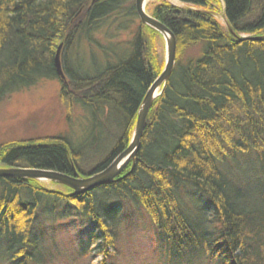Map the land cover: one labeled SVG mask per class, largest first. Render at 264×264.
<instances>
[{"label":"trees","instance_id":"trees-1","mask_svg":"<svg viewBox=\"0 0 264 264\" xmlns=\"http://www.w3.org/2000/svg\"><path fill=\"white\" fill-rule=\"evenodd\" d=\"M180 1L187 7L166 1L151 7V15L176 36L177 60L152 105L135 161L113 183L81 195L69 187L53 191L37 180L0 177V264H56L60 250L49 229L77 217L87 219V234L75 257L85 258L84 264H110L120 223L107 226L104 220L130 203L147 212L171 260L264 264V0ZM220 12L227 29L216 18ZM106 23L117 28L113 35L104 33L107 42L136 29L127 45L117 43L129 46L128 56L114 55L96 41ZM162 38L142 24L135 0H0V102L59 80L62 99L91 112L95 124L79 145L68 136L0 145V164L70 176L78 170L85 177L107 168L129 147L143 100L164 69ZM85 42L99 52L92 49L83 63ZM60 45L68 82L56 67ZM195 48L199 56L186 59ZM100 52L118 61L99 67ZM111 121L117 141L86 173L82 156L109 149ZM250 153L259 157L262 170H250L255 178L245 183L232 179L230 166ZM190 184L201 197L191 199L201 208V223L188 210L191 204L178 200ZM98 256L102 261L96 262Z\"/></svg>","mask_w":264,"mask_h":264},{"label":"rangeland","instance_id":"rangeland-1","mask_svg":"<svg viewBox=\"0 0 264 264\" xmlns=\"http://www.w3.org/2000/svg\"><path fill=\"white\" fill-rule=\"evenodd\" d=\"M162 1L169 2L178 7H187L180 0H150L147 4V11L150 13L152 5ZM216 18L227 29V21L223 17V12L217 14ZM105 25L101 33L95 37L96 41H99L101 44L103 43V47L105 44L106 48L108 50L111 49L110 51L114 55H121L122 57L128 56L129 50L127 47L129 46L124 48L123 46L117 45V43L123 42L124 45H127L135 37L136 29H130L127 33H123L121 38H113L107 42L106 39H103L104 33L108 32L113 35V32L117 28L111 23H106ZM242 36L244 37L245 34ZM107 37L109 35L105 36V38ZM90 45L88 42L82 45L81 53L85 57L82 61L83 63L87 61V56L91 54V50L97 48L96 45L95 47L94 45L90 47ZM98 49H95L96 53L99 52ZM158 50L161 58L165 60L167 57V41L164 38L158 40ZM199 53V48L191 49L187 52L185 58L197 57ZM103 56L101 52L98 54L97 63L100 65L99 67H105L107 64H114L118 61L116 56L115 59L110 61L106 60V58L104 59ZM63 57V51H61V61H63ZM65 82H68V80ZM61 90V81L47 80L26 90L13 93L1 101L0 145L9 146L29 140H39L40 142L46 143L48 139L66 138V136L72 139L75 145L83 143V140L91 134L95 126L93 116L91 112L82 108L80 105H72L65 102L62 99ZM116 125L114 121H111L108 125L110 128L108 126L106 128L109 134V140H105V143H108L109 146L108 150H101L98 154L91 152L82 156L83 161L80 162V167L86 173H89L103 159H106L111 152V148L113 149L117 141L118 129ZM235 166H230L231 171L229 173L231 178L244 183L248 182L250 177L255 178V175H251L250 170H256L258 172L262 170L260 159L254 153L239 155ZM0 169H6V167L0 164ZM75 172L84 176L78 170ZM43 183L49 190L64 192L66 189L61 186H53L50 182ZM183 189L180 193L182 192L184 194V196L182 195L184 205H187V201L191 199L201 201L200 195L192 185H187ZM200 209V207L196 208L192 204L188 208L190 213L195 216H197ZM122 210L120 216L123 217V220L119 221V248L117 250V256L110 258V264H190L189 262L193 264H207L206 262L200 263L198 258L195 257L196 259H193L190 256L186 259L174 258L171 260L166 246L161 242L158 232L153 227L147 212L137 203L124 204ZM207 218L211 219L214 223L215 219L211 212H208ZM86 223L87 221L85 219L77 217L76 220L71 222L66 221L64 224L58 223L57 231L52 232L49 229L51 242L56 243L54 244L57 247L56 249L60 250V256L57 257L56 264H84L87 262L85 258L77 259L73 252L77 247L79 239L87 234ZM102 259L103 256H98L96 262H100Z\"/></svg>","mask_w":264,"mask_h":264},{"label":"water","instance_id":"water-1","mask_svg":"<svg viewBox=\"0 0 264 264\" xmlns=\"http://www.w3.org/2000/svg\"><path fill=\"white\" fill-rule=\"evenodd\" d=\"M135 7L142 24L149 26L150 28L159 32L167 41V57L165 59V65L161 75L151 85L143 100L142 106L139 109L136 127L129 147L123 153L118 155L107 168L101 172L91 174L88 177L81 176L76 172L73 176H66L59 172L48 170L6 168L0 169L1 178L53 181L73 189L76 195H81L93 189L113 183L116 178H118L123 173L127 166L132 161H135L142 145V138L147 126V120L152 105L154 101L162 94L163 89L175 70L177 60V39L174 33L147 11L146 0H135ZM167 34L171 37L170 41L167 38ZM62 48L63 45H60L57 51L55 62L58 75L63 81H66V76L64 74L61 61Z\"/></svg>","mask_w":264,"mask_h":264},{"label":"bare ground","instance_id":"bare-ground-1","mask_svg":"<svg viewBox=\"0 0 264 264\" xmlns=\"http://www.w3.org/2000/svg\"><path fill=\"white\" fill-rule=\"evenodd\" d=\"M150 0H146V4H148V2H149ZM167 38L169 39V41L171 40V37H170V35H168L167 34ZM11 169V168H10ZM40 170H43V169H40ZM48 171H55V172H59V173H61V174H63V175H66V176H68V174H65V173H62V172H60V171H56V170H48ZM76 171V170H75ZM75 173V172H74ZM70 176V175H69ZM73 176V175H72ZM17 179H19V178H17ZM34 180V179H33ZM38 181V180H37ZM39 182H41V185H43L44 187H46V185L43 183V182H50L53 186H61V187H67V186H64V185H61V184H59V183H56V182H53V181H47V180H44V181H39ZM47 188V187H46ZM73 190V189H72ZM184 190V189H183ZM182 190V191H183ZM75 193V192H74ZM182 193V192H181ZM179 194V196H178V200H179V203L180 204H182L183 203V196H184V194L182 193V194ZM183 195V196H182ZM187 204H191V200L190 201H187ZM198 212H200V210L198 211ZM120 213V212H119ZM119 213L118 212H115V213H113L111 216V218H107V220H104V223L107 225V226H110L111 224H113V223H115V224H117V222L118 221H122L123 220V217L122 216H120L119 215ZM119 215V216H118ZM87 220V219H86ZM194 220L195 221H197L198 223H201V214L200 213H198L197 214V216H195V218H194ZM89 221V220H88ZM111 223V224H110ZM204 228V227H203ZM205 230H207V231H210L211 232V230L209 229V228H204Z\"/></svg>","mask_w":264,"mask_h":264}]
</instances>
